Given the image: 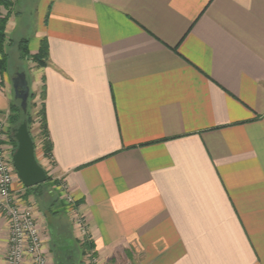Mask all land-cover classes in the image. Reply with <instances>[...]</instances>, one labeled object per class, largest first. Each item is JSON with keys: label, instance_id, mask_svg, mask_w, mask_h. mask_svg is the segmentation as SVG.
Masks as SVG:
<instances>
[{"label": "crops", "instance_id": "1", "mask_svg": "<svg viewBox=\"0 0 264 264\" xmlns=\"http://www.w3.org/2000/svg\"><path fill=\"white\" fill-rule=\"evenodd\" d=\"M6 15V38L46 43L26 71L51 146L37 162L74 202L59 241L40 226L46 264L75 243L99 264H264V0H9ZM10 101L1 80L0 123ZM7 235L0 214V253Z\"/></svg>", "mask_w": 264, "mask_h": 264}, {"label": "rangeland", "instance_id": "2", "mask_svg": "<svg viewBox=\"0 0 264 264\" xmlns=\"http://www.w3.org/2000/svg\"><path fill=\"white\" fill-rule=\"evenodd\" d=\"M7 15L5 17L6 20H7ZM18 17H21V16H18ZM5 38H6V34H5ZM22 40H26V39L24 37L19 39V38H15L12 36L9 39L6 38L5 40V43H6L5 51L7 52V58H6V65L4 69L0 70V81L2 80V82L6 83L11 101L13 98L12 91H11L12 89L11 79L12 77H14V73L18 72V70L16 69V65L19 68L27 71V73H28V69L30 71V69H32L33 67L41 68L40 66H38V63H35L32 59L34 56L37 55V53L30 54L27 49V43H21ZM27 75H29L28 76L29 81L30 79L32 80V77H30L32 76L30 72ZM41 91H42V86L38 89L36 93L33 92L35 94L34 103L36 106L35 108L36 111L39 110L41 102H42L41 98L39 97V94L41 93ZM9 115L11 114H9L8 112L5 118V122L3 123V129H4L3 135L6 137L7 141L9 142L8 146L10 145L9 147L11 149V146L14 147V145L12 141L10 140L11 130L8 124V118L10 117ZM31 133H32V136L35 142L36 160L37 161L39 160V162H41L42 158L43 159H47V158H44L42 156L41 145H40L39 138L37 135L38 134V124H35L32 127ZM46 174H47V181L45 183L39 185V187L37 186L36 188L33 187L35 189H30L26 191L21 185L20 180L15 172L13 185L16 183L17 185L20 186L21 190L18 192V195H21V194L23 195L24 193L26 197H29L32 199V201H30L31 204L29 205H31V207L33 208V213H34L37 226L38 227L42 226L43 230L46 229V227L49 228V230L51 229L50 236L51 238H53L52 241L55 242V241H59L57 237H59L60 234H58L57 236V234L54 231H52L54 230L53 227H56L57 225L59 227L61 226V217L64 216L63 214L65 210L69 212V209L71 207L66 201V198H65L66 194L64 192L65 190L62 184H59L58 179H56V177H54L53 175L48 174V172H46ZM13 195L15 194L13 193ZM16 199L19 200V196H16ZM61 202L62 204H64V208L60 205ZM38 215H40L41 219H38V217H36ZM48 224L50 225V227L48 226ZM61 232L62 234L64 233V231H61ZM56 247L57 245L53 246V248L50 250L49 258L51 259V262H49V264H56V261L54 260L55 255L57 254ZM58 257H59L58 260L60 261L61 264H83L84 259L86 260L85 261V264H86L88 261V256H87V253L84 251V248L78 245L77 243L74 244L71 250H66L62 253H59ZM66 258L67 259L69 258V260L67 261Z\"/></svg>", "mask_w": 264, "mask_h": 264}, {"label": "built area", "instance_id": "3", "mask_svg": "<svg viewBox=\"0 0 264 264\" xmlns=\"http://www.w3.org/2000/svg\"><path fill=\"white\" fill-rule=\"evenodd\" d=\"M3 123H0V214L8 227L6 250L0 253L3 264H46L47 259L42 250V234L35 221L30 201L21 204L12 193L15 170L11 157L15 150L8 146L3 135ZM20 198V196H19ZM22 198V196H21ZM67 203L73 207L70 196L65 195ZM76 225L82 236H85L83 223L76 219ZM86 264H99L92 254Z\"/></svg>", "mask_w": 264, "mask_h": 264}, {"label": "trees", "instance_id": "4", "mask_svg": "<svg viewBox=\"0 0 264 264\" xmlns=\"http://www.w3.org/2000/svg\"><path fill=\"white\" fill-rule=\"evenodd\" d=\"M0 4L7 10L9 8V0H0ZM6 18L0 20V70H3L6 65V58H7V52L5 51L6 43H5V26H6ZM21 43H27L26 40H22ZM9 56V55H8ZM33 61L35 63H38V66L41 68L46 66L47 64V46L45 42H41L40 47L38 49L37 55L34 56ZM44 59V60H42ZM42 63V64H41ZM16 69H18V72H24L26 74V71L24 69L19 68L16 65ZM27 82L29 83V78L26 74ZM39 97L41 98V105L38 111L35 110L36 106L34 103L35 100V94L29 91V96L27 99V109L26 113L24 114L20 108V102L12 98L11 103L9 104V115L8 118V124L10 127V130L12 128H16L19 126V124L22 123V121L26 122L27 130L29 132V135L32 139V142L34 144L35 149V142L31 133L32 127L35 124H38V138L41 145V151L42 156L44 158L50 159L51 156V146L47 135L46 130V122H45V108H44V89L42 88L41 93L39 94ZM10 140L12 141L14 148L16 147L15 141L12 139V136H10ZM39 187V186H37ZM36 188V187H35ZM35 188H29L25 189H35ZM73 247V246H72ZM69 247V250L72 248Z\"/></svg>", "mask_w": 264, "mask_h": 264}, {"label": "water", "instance_id": "5", "mask_svg": "<svg viewBox=\"0 0 264 264\" xmlns=\"http://www.w3.org/2000/svg\"><path fill=\"white\" fill-rule=\"evenodd\" d=\"M11 88L13 98L20 102V108L25 114L30 89L24 72L15 73L11 79ZM10 132L16 144L11 162L23 188L29 189L45 183L47 174L36 160L34 144L27 130L26 122L22 121Z\"/></svg>", "mask_w": 264, "mask_h": 264}, {"label": "flooded vegetation", "instance_id": "6", "mask_svg": "<svg viewBox=\"0 0 264 264\" xmlns=\"http://www.w3.org/2000/svg\"><path fill=\"white\" fill-rule=\"evenodd\" d=\"M14 75H15V73H14ZM13 78V77H12Z\"/></svg>", "mask_w": 264, "mask_h": 264}]
</instances>
